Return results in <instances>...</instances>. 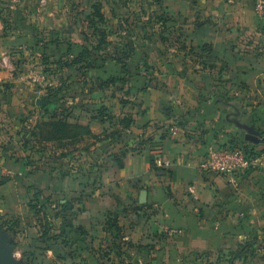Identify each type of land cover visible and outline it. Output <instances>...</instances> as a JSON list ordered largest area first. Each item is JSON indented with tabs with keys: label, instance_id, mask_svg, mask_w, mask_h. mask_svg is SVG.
Returning <instances> with one entry per match:
<instances>
[{
	"label": "crops",
	"instance_id": "crops-1",
	"mask_svg": "<svg viewBox=\"0 0 264 264\" xmlns=\"http://www.w3.org/2000/svg\"><path fill=\"white\" fill-rule=\"evenodd\" d=\"M161 4L171 25L181 31L182 46L170 65L174 76H161L153 86L150 78L139 89L138 100L123 85L130 100L123 112L133 113L136 124L123 132L120 144H107L109 162L100 177L32 170L26 159L9 153L11 142L0 140V196L10 205H24L23 213L0 207L2 220L17 222L0 224V237L13 246L17 260L56 264L58 259H71L65 235L53 239L52 234H39L40 223L32 217L34 207L42 202L37 201V192L29 198L35 187L39 193L50 191L47 201L55 202L60 194L64 203L85 197L78 204L80 217L72 220L76 231H70L86 238L76 244H84L87 238L110 241L106 222L116 216L126 240L156 247L150 258H139V264H264V17L257 15L254 0H162ZM206 44L212 52L204 49ZM179 57L189 58L192 66L178 61ZM4 69L1 65V87L6 83L1 82ZM95 80L102 83L98 77ZM119 83L104 86L112 89ZM220 94L240 102L220 103ZM112 95L107 100L100 96L105 108L120 105L118 95ZM230 112L262 132L252 160L256 171L248 177H227L200 168L211 147L245 145V130L225 118ZM186 115L187 121L180 120ZM68 120L88 125L101 136L115 126L99 110L77 104ZM175 127L177 135L172 133ZM100 145L93 144L91 150L97 152ZM119 150L126 153L123 166L115 160ZM159 159L170 164L159 165ZM243 226L247 231L241 230ZM121 256L113 262L128 261Z\"/></svg>",
	"mask_w": 264,
	"mask_h": 264
},
{
	"label": "rangeland",
	"instance_id": "rangeland-1",
	"mask_svg": "<svg viewBox=\"0 0 264 264\" xmlns=\"http://www.w3.org/2000/svg\"><path fill=\"white\" fill-rule=\"evenodd\" d=\"M161 1L0 0V66L5 68L1 82H6L0 86V140L12 143L9 153L26 159L32 170L50 171L55 176H60L63 169L72 165L81 166L79 172L92 177L104 169L109 162L105 156L107 144L111 142V146H117L124 135L99 140L97 143L101 145L93 152L84 149L89 145L86 141L79 142L81 150L75 149L76 144H70L71 141L63 148L57 141L39 139L34 133L39 132V123L59 113L60 105L73 107L77 104L83 109L99 110L105 108L107 98L112 99V93L118 95L116 100L120 105L113 103L112 109L106 112L108 119L116 122L125 113L122 103L130 100L125 97L124 84L120 82L108 89L96 82L97 74L91 70V64L113 58L128 61L129 67L124 69L120 63L116 73L125 79L128 87L124 88L135 100H138L139 89L150 78L153 86L159 84L161 76H174L170 65L178 58L175 55L177 47L182 46L178 43L181 31L171 25L169 12L162 7ZM15 38L20 40L14 42ZM62 41L66 42L63 46ZM82 54L84 56H80ZM186 57H179L178 61L192 66ZM12 63L17 64L14 67ZM102 94L105 100L100 98ZM43 127L52 132V128ZM92 141L89 139V143ZM62 156L64 158L60 159ZM57 162L63 164V169L55 166ZM53 168L55 170L51 171ZM37 190L30 189L29 198L37 192V201L42 202L34 208L32 217L33 222L40 223L39 234L44 235L49 229L47 235H65L64 242L71 244V259L61 258L56 264H115L113 260L120 255L112 257L115 251L110 250V241L105 237L87 238L85 245L76 244L86 237L70 231L71 228L76 231L72 220L80 217L82 206L78 204L82 205L85 197L76 196L64 203L65 198L60 194L53 202L47 201V197L52 196L50 191L39 193ZM67 203L69 206L64 208L62 204ZM0 207L13 213L24 210V205H10L1 196ZM5 220L0 218V224L7 222ZM16 223L14 219L9 220L11 225ZM18 261L20 264L30 262Z\"/></svg>",
	"mask_w": 264,
	"mask_h": 264
},
{
	"label": "trees",
	"instance_id": "trees-1",
	"mask_svg": "<svg viewBox=\"0 0 264 264\" xmlns=\"http://www.w3.org/2000/svg\"><path fill=\"white\" fill-rule=\"evenodd\" d=\"M210 47V48H209ZM204 49L212 52V46H208L207 44L204 45ZM70 51V46H69ZM80 56H84L83 54ZM85 62V61H84ZM122 63V66L124 69L128 67V61L123 62L120 59L113 58L111 60H103L101 64H91V68L96 69L97 77L100 81H102L103 84L107 83H114L121 82L122 84H125V79L122 77H117L118 74L116 73L117 65ZM67 64V62H66ZM88 69V67H87ZM234 101L240 102L236 97H229L227 95L220 94L219 102L224 103L228 106H231ZM128 101H124L122 104L125 107ZM72 106L67 107L65 105H60L59 113L51 114L47 117L46 120H43L41 123H39L38 128L39 132H35L34 135L39 137V139H42V137L47 138L52 141H57L59 145L66 147L67 143L71 141L74 144H76L75 149H83L82 146H80L79 142L86 141L89 145L84 147L85 150H91V146L95 143H97L99 140L106 139H112L116 136H122L123 132H126L128 130H132L134 127V124H136V119L133 113L131 112H125L122 116L117 115V121L114 123L115 127L114 129H106L103 132L104 135H98L93 134L90 127L88 125H82L79 123H72L68 120V117L70 115ZM108 108H101L99 109V113H103V116L108 117L107 112ZM167 112V111H166ZM110 118V117H109ZM187 115L180 117V120L187 121ZM113 120V119H112ZM46 126L48 128H52V132L45 131L44 127ZM112 130V131H111ZM139 130V129H138ZM74 131V132H72ZM93 140L91 143H89V139ZM86 139V140H85ZM234 140V139H232ZM243 143L245 145L240 146L236 143H225L222 144V146H230V148H242L244 152L246 153L249 160H253V157L255 155V152L258 148V144H253L247 140H243ZM66 154H63V156ZM126 155L125 151L119 150L115 154V160L118 162L119 166H123V157ZM60 157V159L64 157ZM59 159V158H58ZM58 161V160H57ZM154 162V159L152 160ZM29 163V162H28ZM94 165V164H91ZM96 165V164H95ZM56 167L63 169V164H55ZM81 167V166H80ZM80 167H75L74 165L70 166L68 169H63V175L69 174L71 171H78L81 170ZM57 169V168H56ZM55 168L51 169V171H54ZM256 171V169L250 165L244 173L241 176H249L251 173ZM87 175V174H83ZM101 171H98V174L96 175V178L100 177ZM0 183H3L1 180ZM51 204V203H50ZM64 208H67L69 206V203L62 204ZM33 207V206H32ZM37 207V205L35 206ZM34 207V208H35ZM73 208V206H71ZM40 211V210H38ZM107 226L108 230L112 235V239L110 240V250L115 251L120 257L121 255H125L128 258V261H125L124 259H121L118 264H139V258H150L153 253L156 251V247L152 245H144V244H135L131 241H128L125 239V234L123 232L122 227L119 225L118 219L116 216H109L107 219ZM244 225V224H243ZM242 231H247V227L243 226ZM44 235H47L49 233V229H47ZM53 239H57L58 236H51ZM251 243H247L249 245Z\"/></svg>",
	"mask_w": 264,
	"mask_h": 264
},
{
	"label": "built area",
	"instance_id": "built-area-1",
	"mask_svg": "<svg viewBox=\"0 0 264 264\" xmlns=\"http://www.w3.org/2000/svg\"><path fill=\"white\" fill-rule=\"evenodd\" d=\"M255 11L258 16L264 17V0H254ZM174 135L178 134V128L172 130ZM159 165H169V161L159 159ZM252 165L242 148H230V146L211 147L207 155L200 162V168L204 172L222 175L243 174Z\"/></svg>",
	"mask_w": 264,
	"mask_h": 264
},
{
	"label": "water",
	"instance_id": "water-1",
	"mask_svg": "<svg viewBox=\"0 0 264 264\" xmlns=\"http://www.w3.org/2000/svg\"><path fill=\"white\" fill-rule=\"evenodd\" d=\"M164 110L168 112L170 108L165 107ZM225 118L234 123L238 128L245 130V140L253 144H259L261 142L262 132L254 125H250L244 120L234 117V113L232 112L225 114ZM0 264H20L14 256L13 247L2 237H0Z\"/></svg>",
	"mask_w": 264,
	"mask_h": 264
},
{
	"label": "flooded vegetation",
	"instance_id": "flooded-vegetation-1",
	"mask_svg": "<svg viewBox=\"0 0 264 264\" xmlns=\"http://www.w3.org/2000/svg\"><path fill=\"white\" fill-rule=\"evenodd\" d=\"M234 117H237V112H234ZM226 120H228V119H226ZM230 122V121H229ZM234 124V123H233ZM245 134H246V132H245Z\"/></svg>",
	"mask_w": 264,
	"mask_h": 264
}]
</instances>
